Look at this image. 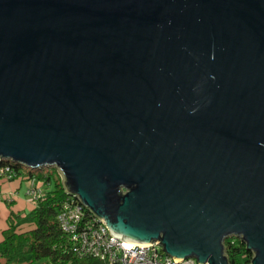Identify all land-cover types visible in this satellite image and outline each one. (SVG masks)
<instances>
[{
    "label": "water",
    "instance_id": "95a60500",
    "mask_svg": "<svg viewBox=\"0 0 264 264\" xmlns=\"http://www.w3.org/2000/svg\"><path fill=\"white\" fill-rule=\"evenodd\" d=\"M1 159L130 244L264 264V0H0Z\"/></svg>",
    "mask_w": 264,
    "mask_h": 264
},
{
    "label": "trees",
    "instance_id": "16d2710c",
    "mask_svg": "<svg viewBox=\"0 0 264 264\" xmlns=\"http://www.w3.org/2000/svg\"><path fill=\"white\" fill-rule=\"evenodd\" d=\"M10 165L19 176L36 177L42 185L54 181V188L46 190V195L40 199L36 207L27 213L33 227L18 231L12 219L11 226L5 231V238L0 243V264H39L46 260L62 264H103L98 258L79 260L70 247L68 236L61 229L57 215L62 202L67 196L60 172L51 167L21 170L16 162L2 159L0 166ZM58 171V173H56ZM226 250L231 264H249L253 252L247 249L246 243L240 238H227Z\"/></svg>",
    "mask_w": 264,
    "mask_h": 264
},
{
    "label": "built area",
    "instance_id": "2783aa9c",
    "mask_svg": "<svg viewBox=\"0 0 264 264\" xmlns=\"http://www.w3.org/2000/svg\"><path fill=\"white\" fill-rule=\"evenodd\" d=\"M17 176L19 173L10 165L0 166L1 178L12 179ZM28 179V195L37 204L46 195L45 187L36 177L32 176ZM11 198L12 196L9 195L8 199ZM57 218L61 229L68 236L71 249L79 260L92 257L98 258L103 264L199 263L196 257L175 261L171 255L166 254L163 244L156 241L148 245L130 244L122 237L115 236L105 220L96 216L77 196L69 193L62 202Z\"/></svg>",
    "mask_w": 264,
    "mask_h": 264
},
{
    "label": "crops",
    "instance_id": "0c3cea01",
    "mask_svg": "<svg viewBox=\"0 0 264 264\" xmlns=\"http://www.w3.org/2000/svg\"><path fill=\"white\" fill-rule=\"evenodd\" d=\"M28 187L27 175L22 174L12 179L0 177V243L4 240L5 231L11 226L12 219L16 223L18 231H25L33 227L27 213L33 210L37 204L28 195ZM9 195L12 196L11 200L8 199Z\"/></svg>",
    "mask_w": 264,
    "mask_h": 264
},
{
    "label": "rangeland",
    "instance_id": "374dc122",
    "mask_svg": "<svg viewBox=\"0 0 264 264\" xmlns=\"http://www.w3.org/2000/svg\"><path fill=\"white\" fill-rule=\"evenodd\" d=\"M20 167H21V170H23V171H24V170H27V169H39V168H31V167H28V166H25V165H20ZM51 167H53V168H55V170H57L55 166H46V167H43V168H47V169H49V168H51ZM56 173H58V171H57ZM45 187H46V188H45L46 190H51V189H53V188H54V181L52 180V182L47 183V184L45 185ZM39 264H48V263H47L46 260H44V261L40 262Z\"/></svg>",
    "mask_w": 264,
    "mask_h": 264
}]
</instances>
